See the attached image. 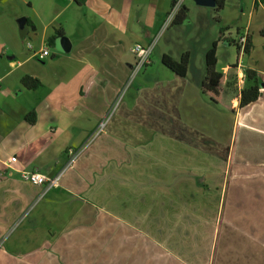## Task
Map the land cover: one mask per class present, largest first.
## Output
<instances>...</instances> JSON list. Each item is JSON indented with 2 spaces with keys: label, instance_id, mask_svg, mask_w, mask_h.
<instances>
[{
  "label": "crops",
  "instance_id": "obj_1",
  "mask_svg": "<svg viewBox=\"0 0 264 264\" xmlns=\"http://www.w3.org/2000/svg\"><path fill=\"white\" fill-rule=\"evenodd\" d=\"M176 1L0 0V264H264V3L226 0L217 21L185 0L188 20L164 30ZM192 13L212 38H195ZM211 22L231 41L219 106L200 88ZM59 30L69 52L48 44ZM153 43L133 76V48ZM185 53V77L162 63ZM248 69L261 96L240 108ZM24 171L58 185L43 193Z\"/></svg>",
  "mask_w": 264,
  "mask_h": 264
},
{
  "label": "trees",
  "instance_id": "obj_2",
  "mask_svg": "<svg viewBox=\"0 0 264 264\" xmlns=\"http://www.w3.org/2000/svg\"><path fill=\"white\" fill-rule=\"evenodd\" d=\"M216 7L214 8L216 13V20L219 21V14L224 10L226 5V0H215ZM260 2L264 3V0H260ZM175 4V3H174ZM189 10L187 7L182 6L177 13L176 17L172 22V26H179L188 20ZM225 33V29L220 30V36L217 41H215L209 51L205 56L206 63V77L201 83V92L202 94L213 104L219 106L221 104L222 99V84L224 82L223 74L219 73L216 70L217 66V46L220 42H224L226 44H231V41L223 38ZM260 35L264 37V29L260 32ZM64 34L61 30L56 31L54 36L51 37L48 41V44L53 46L58 38L63 37ZM251 48V40L247 37V44L245 48V54H249ZM190 62V53H185L180 58L179 62L174 61L168 56H164L162 59L163 65L174 72L176 75L180 77H185L188 66ZM22 86L26 90L35 91L41 87V83L33 79L31 77H25L22 80ZM261 88L262 81L259 78L256 71L248 69L245 71V88L241 91L240 95V108L247 107L248 105L256 102L261 96ZM26 119L28 122L33 124L35 122V114L30 113Z\"/></svg>",
  "mask_w": 264,
  "mask_h": 264
},
{
  "label": "built area",
  "instance_id": "obj_3",
  "mask_svg": "<svg viewBox=\"0 0 264 264\" xmlns=\"http://www.w3.org/2000/svg\"><path fill=\"white\" fill-rule=\"evenodd\" d=\"M184 1L185 0H177L175 2L171 12L167 16V19H166V22L164 25V30L167 29L169 26H171L174 18L176 17L180 8L183 6ZM232 44L240 54H245L247 37L246 36L240 37L237 39V41L233 42ZM154 45H155V43L147 45V46H143L140 44L135 45V47L133 48V53H134L135 58H136V64H135V67L133 69V76L138 74L141 70H143L145 67H147L148 65L151 64V57H152ZM42 54L44 57H47L49 55L48 49H45L42 52ZM105 125H106L105 121H103L99 125L96 134L93 136L94 139L96 137H98L103 132ZM82 151H83V149L78 150V151H73V150L68 151V161L66 163L65 170L72 166V164L79 157V155L82 153ZM16 162H17L16 157L11 158L10 164H15ZM59 177H60V175L56 176V177L49 178V177L42 175L40 173H37V172H26V171H24L21 173V180L22 181H24L25 183H28L30 185H33V186L42 187L44 190L43 193H46V192L56 188L58 185Z\"/></svg>",
  "mask_w": 264,
  "mask_h": 264
},
{
  "label": "rangeland",
  "instance_id": "obj_4",
  "mask_svg": "<svg viewBox=\"0 0 264 264\" xmlns=\"http://www.w3.org/2000/svg\"><path fill=\"white\" fill-rule=\"evenodd\" d=\"M210 11H212V10H210ZM192 21V26H189V27H191L192 28V31L193 30H195L196 31V34H195V38L197 39L198 37H199V33L201 34V42L202 41H206L208 38H212V36H214V30L213 29H211V31H209V30H207V32L204 30V31H200V26H199V21H200V19H199V15L197 14V13H192V15H191V17L189 18V21ZM211 25L212 26H214V25H216L215 27H216V29H215V33L216 34H218L219 33V31H220V26L216 23V24H214L213 22H211ZM213 28V27H212ZM217 31H218V33H217ZM200 38V37H199ZM155 48V47H154ZM196 50V49H195ZM153 51H154V49H153ZM193 52H195V55L197 56V62H198V64L199 65H202V53L200 52V51H198V49H197V51H193ZM156 53H154V55H155ZM153 56V55H152ZM223 58H222V62L225 60V58L227 57V55L225 54L224 56H222ZM155 62H158V61H155ZM197 64V65H198ZM157 65H160V63L158 64L157 63ZM108 118V117H107ZM107 120V119H106ZM106 120H105V123H106ZM94 139V137H92V139H91V141ZM20 178H21V176H20Z\"/></svg>",
  "mask_w": 264,
  "mask_h": 264
},
{
  "label": "water",
  "instance_id": "obj_5",
  "mask_svg": "<svg viewBox=\"0 0 264 264\" xmlns=\"http://www.w3.org/2000/svg\"><path fill=\"white\" fill-rule=\"evenodd\" d=\"M192 1L199 7L210 8V9H214L216 7L215 0H192ZM18 24L20 28V34H25L27 30V20L22 18L18 21ZM56 48L58 51L62 53H66L69 52L70 50V44L65 37H60L56 41Z\"/></svg>",
  "mask_w": 264,
  "mask_h": 264
}]
</instances>
